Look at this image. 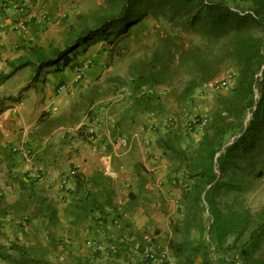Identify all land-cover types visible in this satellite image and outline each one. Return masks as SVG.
<instances>
[{
	"label": "trees",
	"instance_id": "16d2710c",
	"mask_svg": "<svg viewBox=\"0 0 264 264\" xmlns=\"http://www.w3.org/2000/svg\"><path fill=\"white\" fill-rule=\"evenodd\" d=\"M148 16L157 22L154 40L139 46L146 52L129 63L126 76L107 77L108 87L103 89L99 85L86 89L82 105H74L67 115L42 114L30 137L39 142L57 126L77 123L76 108L89 107L110 90L130 89L129 109L119 127L127 118L135 124L140 115L163 113V97L176 107L183 106L203 84L227 69L235 71L234 84L214 93L209 122L197 147H182V132L177 126L157 141L172 160L173 172L182 174L179 179L184 182L179 197L182 216L170 220L173 235L166 248L176 264H197L196 254L201 257L199 264H264V208L252 211L241 207L236 196L221 204L216 199L225 190L243 189V180L264 160V0H103L96 9L74 16L64 29L62 46L32 45L27 55L9 62L10 71L0 74V79L7 80L27 66L38 76L45 68L63 71L90 46L102 41L115 45L117 37L129 33ZM161 86L166 89L163 96L155 91ZM248 110L251 116L246 120ZM84 130V126L79 127L78 137L90 141ZM232 136H236L234 141L227 144ZM135 174L138 190L128 193L120 211L113 204L114 180L102 170L89 176L74 175L72 188L65 191L68 200L61 208L33 179L19 181L16 200L8 203L0 199V228L2 220L11 217L26 231H20L23 243L0 232V264H70L48 258L65 246L51 230L59 225L61 215L69 223L67 240L77 241L89 229L90 221H105L111 211L124 226H120L109 252L128 261L134 247L138 248L123 235L128 217L139 204L152 200L145 194L146 175L140 168ZM33 220L46 231L47 241L42 240ZM193 231L199 235L197 240L191 238ZM211 244L216 249L213 257ZM66 252V258L82 264L76 255Z\"/></svg>",
	"mask_w": 264,
	"mask_h": 264
},
{
	"label": "rangeland",
	"instance_id": "374dc122",
	"mask_svg": "<svg viewBox=\"0 0 264 264\" xmlns=\"http://www.w3.org/2000/svg\"><path fill=\"white\" fill-rule=\"evenodd\" d=\"M102 3L103 0H80V13L92 11ZM157 27V22L148 16L137 25L132 26L129 33L117 37L115 45L111 46L110 43L102 41L90 46L87 49L89 53H92L90 57L87 53L88 56L83 58L81 62L70 64L71 68H75L73 72L77 75L76 82L73 86L70 83L65 84L64 80L56 81L53 84V78L47 81L43 78L47 73L55 72L54 70L45 68L38 76L34 74V69L30 72V67L27 66L22 68L21 71H17L15 76H12L8 80L1 81L0 79V91L10 90V94L13 93L14 97L17 98L18 90L19 93L23 90H29L32 95L36 96L31 103V110L32 108L34 110L40 109L41 113H47L50 116L67 115L74 105L75 107L82 105L83 100L81 95L86 89H89L93 85H99L103 89V87H108L106 83L107 77L113 75L126 76L125 74L129 63L146 52L145 48H139V46L142 43L146 45L152 43ZM48 39L49 43L62 46L64 42V29L59 27L53 28L48 33ZM192 41L197 42L198 40L197 38H192ZM79 65L83 66L81 71H77ZM85 68L94 70L90 73V82L86 86L80 82L84 77L85 73L83 71ZM61 84L66 85L64 90L58 89V86ZM52 85L54 86L52 87ZM49 88H51V91ZM127 88L128 92H130L129 87ZM119 90L114 93H111L110 90L106 96L100 98L102 100L105 99L100 104H92L89 107L83 105L80 108H76L77 115L79 118L81 116L85 117L87 114L89 117L98 116L100 118V112L106 111L105 115L110 117L115 112V109H117L116 105H119V108L124 109L125 112L128 101L127 97L130 98V93L125 94V90ZM155 91L163 96L166 89L161 86L157 87ZM123 94L125 96H121ZM213 95L214 93L199 88L194 91L189 101L179 107H176L170 100L163 97L165 111L161 114L155 116L140 115L137 117L135 124H131L127 118L119 127L116 125L118 120L117 116L113 119L108 117L106 119L107 122L103 123V127L96 137L91 139L87 135L90 141L79 138L76 133L69 132L65 134L69 135V137L62 136L48 140L49 148L47 153L40 154L34 145H29L33 147L30 158L14 153L11 150L12 146H10V150L6 151L3 159L0 158V199L5 195L10 196V192H16L17 189L14 190L13 186H17V184L19 186V181L21 180L25 181L27 174H31L33 180L37 178V180L41 179L42 183H49L47 185L48 188H52L56 185L59 178L66 177L71 170L68 167L69 163L67 160H70L72 157L81 158V155L87 157L89 154H92L93 157H103L106 162L111 161L118 175L126 179L127 184L124 186V192H137V184L131 178L133 170L131 163L135 162L140 164L150 162L151 169H141V173L146 175L152 182L151 193L146 192L145 194L149 195L150 193L152 200L159 203L160 206L158 209L153 208L152 210L149 207L146 211L148 213L145 215L143 212L138 211L128 217V223L126 224L123 235L130 241L138 244V248L134 247L135 252L130 254L128 261H123L122 258L117 259L109 252L111 249L110 245H112V241H115L116 236L120 234V226L123 227L124 222H118V226H108L101 231L95 227H91L92 230L89 236L86 239L80 238L77 241H69L65 237L66 235L62 234L63 232H58L60 233L58 236L64 237L62 238V242L67 246H64V248L60 246L59 249L61 252H58L57 255L52 254L48 256L52 262L66 261L70 264H76L74 259L70 258L71 260H69L66 258V251H68L76 255L82 264H144L147 262L145 255L148 250L151 249L152 251L158 252L162 246L164 248L167 247V243L173 235L170 220L179 219L182 216V208L179 204L180 190L184 183L179 179L182 174H175L173 172L172 160L159 148L157 141L168 129L177 126L182 132V147L185 149L197 147L200 142L203 127L209 122L210 113L214 104ZM9 97H11L9 102L12 104L6 107L5 114H8L13 122L14 114L17 115L14 112H18L20 108L23 111L25 104L22 103L24 101L29 102L31 98L26 97L23 93L17 98V101L13 100L11 95ZM90 107L93 109L91 114H89ZM8 108L9 111L7 110ZM31 110L28 112V115L23 114V117H27L30 119L29 122L33 123L35 116ZM20 117L22 115L18 117L19 120H21ZM16 128L17 125L12 124L11 132ZM106 131L109 132L110 142L106 140L104 134ZM122 139H126V145L122 144ZM145 140L148 142H145ZM67 146H70L71 149L69 154L64 152V149L68 148ZM85 157L83 161H85ZM36 164L42 166L41 174V171H37L35 168ZM70 164L72 163L70 162ZM61 165H64V169L60 167ZM57 173L62 174L57 177ZM224 181L226 182V179ZM10 184L12 185L11 187ZM4 189L5 194L3 193ZM233 196H236V202L241 207L249 208L252 211L264 208V160L259 163L256 170L250 176L243 180V189L238 191L225 190L216 199L221 204L224 200H231ZM150 202L145 205L148 206ZM4 224L0 228V232L4 233V237L6 235L10 240L23 243L21 232L26 231L25 228L21 229L17 227V221L15 223L7 222L6 226ZM32 224L41 234L42 240L47 241L45 232H40L42 228L41 224L37 220H33ZM100 233H103L106 239L100 238ZM198 236L196 231H193L191 234L192 239L197 240ZM3 240V237H1V241ZM5 245L7 246L6 243ZM67 247H70L72 252ZM137 249L138 252L136 251ZM261 255L264 257V246ZM195 259L197 264L201 262V257L198 254L195 255Z\"/></svg>",
	"mask_w": 264,
	"mask_h": 264
},
{
	"label": "crops",
	"instance_id": "0c3cea01",
	"mask_svg": "<svg viewBox=\"0 0 264 264\" xmlns=\"http://www.w3.org/2000/svg\"><path fill=\"white\" fill-rule=\"evenodd\" d=\"M79 1L80 0H12V3L26 2V5L28 7L27 11L35 12L34 18L29 17V15L25 16L27 17V20L25 22L26 27L25 29L20 30V29H15L17 27V25H15V22H17L18 15H15L12 10H7L3 7V4L5 2L10 4L11 0H0V74H5L9 72L10 71L9 62L15 61L18 57L27 55L29 48L32 45H39L42 47H47L49 45L48 33L55 27L65 29L66 26L73 20L74 16L80 13L81 9H79V7L81 5L79 4ZM42 14L46 15L49 18V21L46 22L44 18L42 17ZM87 53L89 54V57L92 55V53H89L88 51L80 55L78 54L72 59L70 64L72 65L73 63H76L79 61L81 62L83 58H86V56H88ZM71 65L70 67H66L63 71L47 73L45 77L43 78L46 79V81L48 79L53 78L54 80L53 84H55L56 81L64 80L65 84L70 83L71 86H73L76 82L77 75L76 73L73 72L75 68H71ZM29 67L31 70L30 72H32L34 68L32 66H29ZM21 70L22 69L18 71H21ZM93 71L94 70L91 68L84 69L83 71L85 73L84 77L80 80V82L83 83L84 86H86V84L90 82L89 81V77L91 76L90 73ZM15 74L13 75V77L15 76ZM61 85L58 86V89ZM53 86L54 85H52V87ZM51 88H49L50 91H51ZM124 90H125V94L130 93L128 92L127 87L120 88L119 91H124ZM0 92H2V94H0V158L1 159H3V157L6 155V151L10 150V146L12 147L17 146L20 149H23L24 151H31L33 150V147L29 145H32V146L34 145L37 152L39 151L40 154L47 153V150L49 148L48 140H53L55 138H59L62 136L69 137V135H65L66 133H69V132H73L77 134L78 129L81 123L83 122L84 116H81V118H79L78 122L75 124H72V125L63 124V125L57 126L50 132L49 135L44 137L42 141L37 142L36 140L30 137V133L36 127L39 117L43 114L41 113L40 109L39 110L36 109L37 111L34 110L33 108L32 110L30 109L31 103L36 98V96L32 95L29 90L28 91L23 90L21 93H19V90H18V97H20L21 94L23 93L26 97L28 96V98H31V99L29 102H25V101L24 103L21 102L22 104H25L24 110L21 111V108H20L18 112H14V113H17V115L14 114V118H13L14 121L12 122L9 115L5 114L6 107L12 104L9 102L11 98L9 97L10 95L15 101H17L18 97L15 98L13 93L10 94L11 93L10 90L0 91ZM116 94H118V92H116ZM121 96H125V95L123 94ZM106 99H109V98H106ZM127 99L128 101L125 107V112H124V109L119 108V105H116L117 109H115V112L111 114L110 117L105 115L106 111L100 112L101 114L100 118L103 121V123L107 122L106 119L108 117L110 119L111 118L113 119V118H116L117 116L118 120H117L116 125H119L120 119L129 109L130 98L127 97ZM104 100L98 99L93 104H100ZM7 110L9 111V108ZM30 110L32 113H34V116H35L33 123H30L29 122L30 119H28L27 117H23V114L28 115V112H30ZM21 115H22V117H20L21 120H19L18 117ZM146 116H148V114H146ZM12 124L17 125V128L11 132ZM104 134L106 136V140L110 142L109 132L106 131L104 132ZM145 142H148V141L145 140ZM138 143L140 142L138 141ZM67 147L68 148L64 149L65 150L64 152L69 154V152H71V149H70V146H67ZM84 157H85L84 155H81V158L72 157L70 160H67V162L69 163L68 167L69 169L71 168L70 171L74 172V174L72 175V178L74 175H77V174L89 176L97 170H102L107 175H110L114 180L113 204L116 206V210L120 211L121 205H123L127 201L128 193L131 192V191H127V193L124 192V186L125 184H127L126 179L118 175L117 170H115L114 164L111 163V161L106 162L103 157H99V156L93 157L92 154H89L87 157H85L86 158L85 161H83ZM70 162L72 164H70ZM60 167L64 169V165H61ZM131 167L133 168L132 173H131V178L136 184L138 181V177L135 174L137 168H140V169L145 168L147 170L152 168L150 162H143L140 164L134 162V163H131ZM61 174L62 173H57L56 176L59 177L61 176ZM68 175L70 174L68 173L67 176ZM34 181H35V185L38 188H40L47 197L52 198L58 202L57 204L58 208H61V206L64 205L66 201L68 200L67 198L69 196L67 192L59 191L58 189H56L55 186H53L52 188H48L47 185L49 183L48 184L42 183L41 179L37 180L36 178L34 179ZM11 184H10V187L12 186ZM151 184L152 182L149 179L145 183V189L147 192H150V193H151L150 189H152ZM10 187L8 188L10 189ZM13 189L14 190L17 189V191L13 193L10 192L11 193L10 196L5 195L1 199L8 203H11L14 200H16L19 195V191H20L18 184L17 186L14 185ZM3 193L4 194L6 193L5 189L3 190ZM150 193H149V197H151ZM159 206H160L159 203H156L155 201L151 200L148 206H146L145 204L144 205L139 204L136 207V209L132 212V214L135 212L141 211L145 215L148 213L146 211L149 207L152 210L153 208L158 209ZM7 222L15 223L16 221L13 220L11 217H7L2 220L1 224L5 223L4 226H6ZM68 224L69 223H67V220H65L61 215L59 225L55 226L51 230L53 233L56 232L55 235L57 237L64 238L62 235H61L62 237L58 236V234H60L58 232H63L62 234H65L66 229L68 228ZM89 225L90 227L86 232H84V234L81 237L82 239H86V237L89 236V233H91L90 231L92 230L91 227H95L97 230L101 231L107 228L108 226H111V227L118 226V221L116 220L115 213L111 211L106 216L105 221H101V222L90 221ZM40 232L41 233L45 232V235H46V231H44L43 228H41ZM99 236L102 239H106V236L103 235V233H100ZM115 243H116L115 241L114 242L112 241V244H115ZM67 248L69 250L71 249L70 247H67Z\"/></svg>",
	"mask_w": 264,
	"mask_h": 264
},
{
	"label": "built area",
	"instance_id": "2783aa9c",
	"mask_svg": "<svg viewBox=\"0 0 264 264\" xmlns=\"http://www.w3.org/2000/svg\"><path fill=\"white\" fill-rule=\"evenodd\" d=\"M3 7L7 10H12L15 15H18L17 22H15V25H17V27L15 29H20V30L25 29L26 27L25 22L27 20V17L25 16L29 15V17L34 18V15H35L34 11L33 12L27 11L28 7L26 5V2L12 3V0H11L10 4L5 2L3 4ZM246 12L254 16L251 10H248ZM42 17L44 18L46 22L49 21V18L46 15L42 14ZM262 54L264 56V36H263ZM82 69H83V66L79 65V67L77 68V71H81ZM258 75H260V73H258ZM236 76L237 74L235 71L231 69H227L224 72H222L216 79L203 84L202 89L210 93L223 92L234 84ZM65 87L66 85L62 84L59 87V90H64ZM255 98H257V93H255ZM252 109H254V107ZM92 110H93L92 107H90L89 114H91ZM250 116H251V110H248L247 115H246V120H248ZM203 122L205 123V121ZM102 125H103V121L101 120V118H99L98 116L89 117L87 114L84 117L83 122L81 123L80 127L84 126L85 127L84 132L88 136H90L92 139L98 135L99 131L102 128ZM235 137L236 136H232L229 139L227 144L232 143ZM146 140L148 139L146 138ZM121 142L123 145H126V139H122ZM11 150L18 155L21 154L29 158L32 156V151H24L23 149H20L17 146H13ZM35 168L37 169V171H41L40 174L42 173L41 165L36 164ZM214 172L217 174V176L220 175V171L217 166L214 167ZM69 174L70 175L66 177H61L57 180V183L55 185L56 189H58L59 191H66L67 189L72 188V185L74 184L72 175L74 174V172L70 171ZM27 179L31 180L33 179V176L31 174H27ZM206 238L208 240V237ZM110 248L113 250L112 246H110ZM209 249H210V255L213 257L215 250H216L214 245L211 244L209 246ZM145 256L147 259L146 264H176L169 250L164 247H162L159 252H155L150 249L146 252Z\"/></svg>",
	"mask_w": 264,
	"mask_h": 264
}]
</instances>
